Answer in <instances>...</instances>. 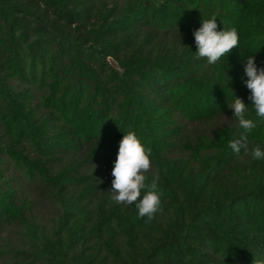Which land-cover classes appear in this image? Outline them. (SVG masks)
<instances>
[{"label":"trees","instance_id":"16d2710c","mask_svg":"<svg viewBox=\"0 0 264 264\" xmlns=\"http://www.w3.org/2000/svg\"><path fill=\"white\" fill-rule=\"evenodd\" d=\"M106 1L0 0V157L52 186L60 208L46 232L0 191V234L21 227L31 249L15 254L26 264H264V160L251 158L264 122L235 154L228 143L242 130L227 107L232 93L250 104L245 57L264 67V0ZM211 17L239 34L214 65L196 56L192 35ZM221 114L231 125L185 143V158L164 156L181 136L178 117ZM129 131L150 149L145 182L163 193L152 220L94 199L99 186L75 167L50 175L49 163L78 153L111 172Z\"/></svg>","mask_w":264,"mask_h":264},{"label":"clouds","instance_id":"9594fccd","mask_svg":"<svg viewBox=\"0 0 264 264\" xmlns=\"http://www.w3.org/2000/svg\"><path fill=\"white\" fill-rule=\"evenodd\" d=\"M196 47V56L214 65L231 49L239 45V34L235 28L217 30L216 18L201 20L200 27L192 33ZM245 87L249 90L246 104L239 97L227 107L232 111L237 126L242 130L241 138L229 141L228 147L239 154L245 147L243 143L260 122H264V67H258L254 55H247L243 65ZM229 82V81H228ZM254 113L255 119L250 115ZM253 160H264V147L256 146L251 152ZM151 167L150 149L140 141L132 131L124 133L118 144V150L111 168V198L120 205L134 204L139 218L152 220L161 208L163 193L158 181L146 183L145 173Z\"/></svg>","mask_w":264,"mask_h":264},{"label":"rangeland","instance_id":"374dc122","mask_svg":"<svg viewBox=\"0 0 264 264\" xmlns=\"http://www.w3.org/2000/svg\"><path fill=\"white\" fill-rule=\"evenodd\" d=\"M114 4L121 5L122 1L107 0L104 6L110 9ZM71 28L74 29L75 25ZM34 96L33 103L35 104L38 101L39 95L35 93ZM177 121L181 127V136L175 141V146L164 154L168 159L187 157L188 152L184 148L185 143H194L196 138L200 136L211 137L215 131L232 123L229 114H221L211 121L201 123H189L179 117ZM26 152H28L30 158H36L29 149ZM83 160L84 153L63 156L58 162L49 163L50 175L56 174L63 168L75 167L77 176L85 181L90 177L92 178L90 180H95L94 185L99 186L95 192L94 199H102L105 196L111 197V172ZM153 171L154 169L151 166L146 173L152 174ZM4 190H11L16 203L26 206V217L37 224V226L43 227L46 232H50L57 225L60 208L53 199L54 189L52 186L47 185L36 175H28L24 169H18L6 156H1L0 191ZM30 249L31 246L19 225L5 226L1 230L0 264H26L27 260L24 259V256L15 254V251L27 252Z\"/></svg>","mask_w":264,"mask_h":264},{"label":"water","instance_id":"95a60500","mask_svg":"<svg viewBox=\"0 0 264 264\" xmlns=\"http://www.w3.org/2000/svg\"><path fill=\"white\" fill-rule=\"evenodd\" d=\"M108 62H109V64L111 65V67L112 68H114V69H117L118 70V67L116 66V64L113 62V60L112 59H108Z\"/></svg>","mask_w":264,"mask_h":264}]
</instances>
